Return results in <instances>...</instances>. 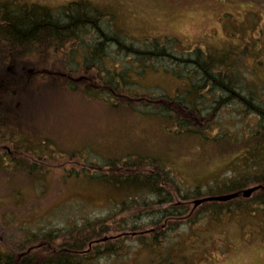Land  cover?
Segmentation results:
<instances>
[{
	"label": "trees",
	"instance_id": "16d2710c",
	"mask_svg": "<svg viewBox=\"0 0 264 264\" xmlns=\"http://www.w3.org/2000/svg\"><path fill=\"white\" fill-rule=\"evenodd\" d=\"M68 42L76 45L69 53V64L75 62L82 69L93 70L105 94L108 88L116 92L142 89L138 77L146 70L157 69L159 62L166 63L162 66L167 73L186 78V88L176 97L134 104L131 108L170 125L164 126L167 135L194 138L203 147L211 145L218 153L227 154V172L205 185L185 184L175 172L174 164L162 155L137 158L134 164L144 166L135 174L126 169L111 174L103 172L98 161L93 169L65 167L71 175H82L99 188L117 192L120 199L107 198L113 209L106 217L88 215L79 221H66L61 227L37 230L33 223L17 226L22 236L15 239L9 232L7 243H0V264H92L104 258L119 260L142 248L163 249V240L183 225H194L199 219L197 210L204 208L216 219L225 213L256 215L261 212L264 216V76L242 63L247 56L245 50L219 52L200 47L182 50L172 44L175 39L138 40L117 26L109 10L87 0L72 1L58 8L1 1L2 122L19 118L13 117L11 100L20 90L30 88L28 83L33 76L36 79L54 75L39 68L36 73L31 71L25 62L31 52L36 50L42 57L49 49ZM10 65L15 68L11 70ZM112 99L110 93L105 95V102L116 106ZM18 114L19 111L15 112ZM49 142L47 139L30 141L25 132L15 133V145L19 150L33 151L34 159L51 160L60 156L56 146L52 147ZM68 154L62 158L64 161L72 153ZM90 155L87 151L83 159L89 161ZM9 159L16 162V158ZM116 160L105 161V165L116 167L120 162ZM125 163L131 167L128 161ZM25 165L26 162H21L19 167ZM50 168L51 165L45 168L33 165L25 170L44 176ZM250 187L258 189L250 197H243L242 192ZM232 193L239 195L228 201L194 204L199 199ZM189 201L196 207L192 212Z\"/></svg>",
	"mask_w": 264,
	"mask_h": 264
},
{
	"label": "rangeland",
	"instance_id": "374dc122",
	"mask_svg": "<svg viewBox=\"0 0 264 264\" xmlns=\"http://www.w3.org/2000/svg\"><path fill=\"white\" fill-rule=\"evenodd\" d=\"M10 1L16 5L37 3L58 8L80 0ZM87 1L109 10L117 26L138 40L175 39L172 44L182 50L194 47L219 52L245 50L247 56L242 63L264 76V0ZM75 48L74 42H68L49 49L42 57L36 50L32 51L25 61L31 71L36 73L39 68L54 75H41L36 79L33 76L28 83L30 88H25L24 93L20 90L11 100L13 117L19 118L10 123L0 120L2 245L7 243L9 232L15 239L22 236L19 225L33 223L34 230L61 227L71 219L79 221L88 215L106 217L111 212L113 206L107 198L119 200L117 192L99 188L82 175H71L65 167L93 169L98 161L103 172L111 174L126 169L135 174L144 166L134 164L137 158L162 155L174 164L175 172L185 184L205 185L227 172V154L218 153L211 145L203 147L194 138L167 135L164 126L170 125L131 108L134 104L176 97L186 88V78L167 73L162 66L166 63L159 62L157 69L146 70L138 77L142 89L116 92L108 88L112 103H117L110 106L105 102L107 94L94 76L95 72L82 69L75 62L69 64V53ZM63 73L65 76L60 75ZM100 93L103 95L99 96ZM17 131L25 132L30 141L49 140L60 156L51 160L34 159L33 151L19 150L15 145ZM78 151L80 155H76ZM87 151L91 153L89 161L83 159ZM68 153L72 154L64 161L62 158H67ZM130 156L133 157L130 159ZM9 157L16 158V162ZM110 159L120 162L116 167H108L105 161ZM126 161L131 167L125 166ZM21 162H26L23 168L19 167ZM33 165L35 168L51 165L52 168L44 176L25 170ZM192 204L189 201L190 207ZM194 208L191 207V212ZM197 213V222L171 233L163 240V249L140 248L122 259L104 258L92 264H264L261 212L256 215L225 213L217 219L207 213L206 208Z\"/></svg>",
	"mask_w": 264,
	"mask_h": 264
},
{
	"label": "water",
	"instance_id": "95a60500",
	"mask_svg": "<svg viewBox=\"0 0 264 264\" xmlns=\"http://www.w3.org/2000/svg\"><path fill=\"white\" fill-rule=\"evenodd\" d=\"M258 189V187H250L245 189L242 192V196L245 198L250 197L256 190ZM239 194L238 193H232V194H226V195H218V196H212V197H207V198H203V199H199L196 200L194 202L195 206L200 205L203 202L206 201H228L230 199L236 198Z\"/></svg>",
	"mask_w": 264,
	"mask_h": 264
}]
</instances>
